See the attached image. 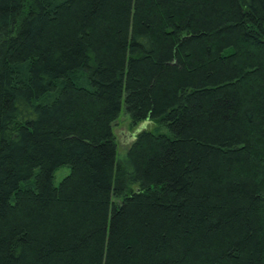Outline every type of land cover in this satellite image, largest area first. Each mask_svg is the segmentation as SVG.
Here are the masks:
<instances>
[{
	"label": "trees",
	"instance_id": "obj_1",
	"mask_svg": "<svg viewBox=\"0 0 264 264\" xmlns=\"http://www.w3.org/2000/svg\"><path fill=\"white\" fill-rule=\"evenodd\" d=\"M0 264H264V0H0Z\"/></svg>",
	"mask_w": 264,
	"mask_h": 264
},
{
	"label": "rangeland",
	"instance_id": "obj_2",
	"mask_svg": "<svg viewBox=\"0 0 264 264\" xmlns=\"http://www.w3.org/2000/svg\"><path fill=\"white\" fill-rule=\"evenodd\" d=\"M113 133L116 142V159L122 160L125 157L134 137L143 130L153 131L156 129V123L150 121H142L135 126H131L130 119L125 113L124 108L121 111L112 125ZM69 173L68 166H61L55 170L53 174V183L57 185Z\"/></svg>",
	"mask_w": 264,
	"mask_h": 264
}]
</instances>
